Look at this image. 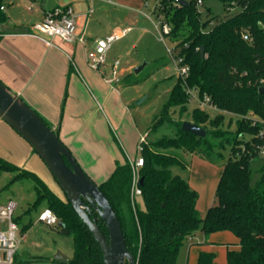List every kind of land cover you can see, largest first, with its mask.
<instances>
[{
  "label": "trees",
  "instance_id": "16d2710c",
  "mask_svg": "<svg viewBox=\"0 0 264 264\" xmlns=\"http://www.w3.org/2000/svg\"><path fill=\"white\" fill-rule=\"evenodd\" d=\"M187 2V6L179 7L174 0H157L152 10L154 16H161L169 25L165 38L189 72L185 81L176 78L141 144L139 156L143 164L137 175L145 209H138L132 199L133 171L127 161L116 163L97 186L119 221L126 249L135 264H176L179 249L198 231L203 233L205 245L215 233L228 232L236 239L226 252V264H264V158L260 156L264 143L260 135L264 129V92L259 91L260 80H264V0ZM209 2L221 4L224 16L214 15L207 6ZM229 7L239 10L227 12ZM5 21L0 11V24ZM187 88L200 98L208 97L218 110L214 119L198 108L192 111L190 122L205 131L202 138L181 130V116L190 102ZM226 114L237 120L235 133L224 129ZM164 125L172 128L170 135L150 138ZM245 134L248 139H244ZM179 148L212 164L222 161L223 151H228L215 190L216 204L209 207L204 219L196 211V192L172 171L174 167L185 168L184 162L169 152ZM17 179L33 183L34 206L44 203L58 220V233L71 238L73 255L66 264H103L98 245L61 189L65 201L33 174L20 172ZM89 209L90 219L107 237L103 222L90 206ZM14 221L18 225V220ZM29 226L30 222L23 230ZM214 259L212 252L201 249L196 264H214Z\"/></svg>",
  "mask_w": 264,
  "mask_h": 264
},
{
  "label": "crops",
  "instance_id": "0c3cea01",
  "mask_svg": "<svg viewBox=\"0 0 264 264\" xmlns=\"http://www.w3.org/2000/svg\"><path fill=\"white\" fill-rule=\"evenodd\" d=\"M143 4L144 0H1L0 3V11L6 18L0 24V83L57 133L81 170L96 184L110 175L116 163L132 164L139 136L118 91L104 81L110 67L107 73L103 67L100 73L93 71L86 63V54L93 50L95 40L120 31L119 26L125 23L139 22L128 14L120 20H109V12L115 11L110 10V5L138 11ZM61 6H70L73 11L76 25L73 42L55 38L47 45L45 39L30 35L32 26L43 19L46 11ZM19 28L27 32L3 31ZM126 28L131 31V27L121 30ZM0 165L14 168L10 171L0 167L14 174L15 180L20 172L35 175L60 198L44 163L1 119ZM193 237L184 243L186 264H196L201 249L214 256L221 254L226 264V252L236 243L230 233L222 232L211 235L209 244L205 245L203 236L202 241L197 240L200 244L192 247Z\"/></svg>",
  "mask_w": 264,
  "mask_h": 264
},
{
  "label": "rangeland",
  "instance_id": "374dc122",
  "mask_svg": "<svg viewBox=\"0 0 264 264\" xmlns=\"http://www.w3.org/2000/svg\"><path fill=\"white\" fill-rule=\"evenodd\" d=\"M155 5L156 0H144L141 10L138 11L114 5L109 7L110 10H115L109 12V20L112 18L120 20L127 14L132 19H139L137 23L128 22L119 26L120 30L125 27H131V31L123 39L111 45L105 55V64L102 66L105 73H107L114 61H119L117 73L120 82L113 85V87L118 91L121 101L127 108V113L133 122L134 129L139 136L136 142V151L131 160L132 165L140 158L137 152L140 138L144 137L153 118L167 101L170 90L177 78V71L172 60L176 54L173 44L166 38L162 41L153 24L156 22L152 14ZM207 6L211 8L214 15L224 16L221 4L209 2ZM238 10L231 11V13ZM147 16H150V19ZM109 20L106 18L105 22ZM92 25L93 27L96 26L95 24ZM98 35L97 32L96 36ZM167 49L172 52L168 54ZM139 66H143V70L136 75L133 71ZM106 77L107 75L103 78ZM194 97L198 98L199 95L195 93ZM142 99L143 101L137 104ZM195 108V100L190 101L186 105V111L181 116L184 122L191 121L192 111ZM205 112L210 119H214L217 115V112L213 110H206ZM174 118L178 119V111ZM223 126L229 132L235 133L237 130L236 118L229 114L224 115ZM171 133L172 128L164 125L155 133H151L150 138L162 134L170 135ZM248 138V134H245L244 139ZM262 150L264 152V143ZM169 152L174 153L184 162L185 168L174 167L172 171L182 179H185L189 187L196 192V211L198 216L204 219L209 207L216 204L215 190L222 172L221 165L228 158V151H223L222 161L215 164L209 163L199 155L184 151L182 148L170 149ZM137 169L135 168L134 170L136 175ZM13 176L14 174L0 169V203L11 198L18 204L14 214V219L18 220L17 238L19 240L15 254V264H62L53 261V256L59 252L68 259L71 258L73 255L71 238L59 234L57 226H47L39 221V214L45 208L44 203L34 206L36 196L33 184L27 180H15ZM50 176L51 182L56 184L58 188L61 200L65 201L59 186L52 175ZM134 201L138 209H145L141 197L135 196ZM29 222L30 226L23 230V226ZM202 238L203 233L198 231L196 236L193 237L192 242L194 245L192 247L198 246L200 242L197 240L201 239L202 241ZM185 247L186 244H183L179 249L176 264H186L187 254ZM216 247L221 248L222 246L217 245ZM214 261L216 264H224L221 254H217Z\"/></svg>",
  "mask_w": 264,
  "mask_h": 264
},
{
  "label": "water",
  "instance_id": "95a60500",
  "mask_svg": "<svg viewBox=\"0 0 264 264\" xmlns=\"http://www.w3.org/2000/svg\"><path fill=\"white\" fill-rule=\"evenodd\" d=\"M174 2L179 7H185L188 4L186 0H174ZM3 31L8 33L27 32L20 28ZM200 55H202V48H200ZM142 70L143 66H139L133 72L137 75ZM259 91L264 92V88ZM141 101L143 99L139 100L137 104ZM0 119L25 140L44 163L66 196L73 211L87 227L98 245L103 264H135L134 258L126 249L119 221L107 199L99 191L97 184L81 170L57 134L2 83H0ZM181 130L201 138L205 136V131L191 122H183ZM138 183L141 184L140 179ZM85 203L95 211L103 222L107 237L94 220L90 219V209ZM59 227L62 225L59 224ZM53 261L66 264L68 258L57 252L53 256Z\"/></svg>",
  "mask_w": 264,
  "mask_h": 264
},
{
  "label": "built area",
  "instance_id": "2783aa9c",
  "mask_svg": "<svg viewBox=\"0 0 264 264\" xmlns=\"http://www.w3.org/2000/svg\"><path fill=\"white\" fill-rule=\"evenodd\" d=\"M232 8L229 7L227 12H231ZM150 19V16H147ZM156 22L153 23L155 29L160 35V39L163 41L165 35L170 31V27L167 23L163 21L161 16H154ZM129 28L114 32L104 38L97 39L94 41L93 50L86 54V63L87 65L96 72L101 71L102 66L105 64V55L111 45L123 38L128 32ZM30 35L33 37L45 39L47 45H50V40L59 39L63 42L70 43L76 39V25L74 20V14L70 6H61L54 7L49 11L44 13L43 19L32 26ZM244 40H248L246 35H242ZM168 54L172 51L167 49ZM172 58L177 71V77L182 81L188 76L189 68L183 64L181 58L176 57L175 55ZM118 66L119 61H114L111 65L109 75L104 78V81L110 86L118 84L120 79L118 78ZM104 77V76H103ZM264 88V80H260V89ZM187 94L190 97V101L195 100L196 108L201 111L213 110L218 111L215 106H213L208 97L204 96L202 98L194 97L193 90L186 89ZM264 126V121L261 122ZM261 137H264V129L260 133ZM145 136L140 138V142L137 146L138 154L141 150V144L145 140ZM264 152L262 148L260 149V156L263 157ZM143 161L141 158H138L134 165L131 164L133 169V177L131 182V195L134 200L135 196L140 197L141 191L138 188L139 177L134 172L135 168L142 166ZM17 208L16 201L8 199L3 204H0V264H15V254L18 249L19 240L17 238L18 226L14 221V214ZM39 221L44 223L47 226H57L58 220L53 214V212L44 208V210L39 214Z\"/></svg>",
  "mask_w": 264,
  "mask_h": 264
}]
</instances>
